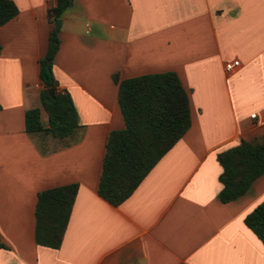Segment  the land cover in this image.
Instances as JSON below:
<instances>
[{
	"label": "crops",
	"instance_id": "obj_1",
	"mask_svg": "<svg viewBox=\"0 0 264 264\" xmlns=\"http://www.w3.org/2000/svg\"><path fill=\"white\" fill-rule=\"evenodd\" d=\"M0 24V264H264L244 216L264 201V173L221 202L216 154L264 140V0H71L53 73L77 111L68 137L27 133L40 107L39 59L56 0H13ZM238 59L239 67L225 70ZM174 71L191 123L133 192L113 205L97 192L105 144L124 127L113 80ZM255 113V116H251ZM77 182L59 247L35 240L37 192Z\"/></svg>",
	"mask_w": 264,
	"mask_h": 264
},
{
	"label": "trees",
	"instance_id": "obj_2",
	"mask_svg": "<svg viewBox=\"0 0 264 264\" xmlns=\"http://www.w3.org/2000/svg\"><path fill=\"white\" fill-rule=\"evenodd\" d=\"M71 0H56L48 9L53 24L49 30L47 49L39 59V93L47 123L40 118V107L24 112L27 133H43L64 138L78 127L77 111L71 95L60 91L53 73V60L59 47L58 29L54 20L60 18ZM18 12L13 0H0V24ZM1 48V45H0ZM117 101L124 127L108 133L97 192L113 205L125 200L147 172L188 129L191 123L189 98L174 71L139 74L118 79ZM52 88L53 94L49 93ZM1 107V105H0ZM221 167L218 198L231 201L242 195L252 182L264 173V140L240 139L237 144L217 152ZM78 183L70 182L37 192L35 203V240L38 244L59 247L67 225ZM245 224L264 245V201L258 202L244 216ZM5 244L0 239V247Z\"/></svg>",
	"mask_w": 264,
	"mask_h": 264
},
{
	"label": "built area",
	"instance_id": "obj_3",
	"mask_svg": "<svg viewBox=\"0 0 264 264\" xmlns=\"http://www.w3.org/2000/svg\"><path fill=\"white\" fill-rule=\"evenodd\" d=\"M240 65V62L238 59H232L225 63V70L228 72H233L236 70ZM251 116H255V113H252Z\"/></svg>",
	"mask_w": 264,
	"mask_h": 264
},
{
	"label": "water",
	"instance_id": "obj_4",
	"mask_svg": "<svg viewBox=\"0 0 264 264\" xmlns=\"http://www.w3.org/2000/svg\"><path fill=\"white\" fill-rule=\"evenodd\" d=\"M60 22H61V19H60V18H56V19L54 20V25H55V28H56V29L59 28ZM49 93H50L51 95L53 94V90H52V88H49Z\"/></svg>",
	"mask_w": 264,
	"mask_h": 264
}]
</instances>
